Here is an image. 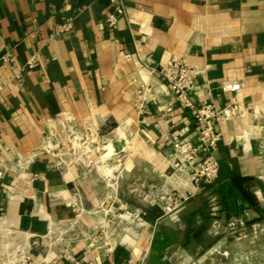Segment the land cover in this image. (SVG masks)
Returning a JSON list of instances; mask_svg holds the SVG:
<instances>
[{
  "label": "crops",
  "instance_id": "obj_1",
  "mask_svg": "<svg viewBox=\"0 0 264 264\" xmlns=\"http://www.w3.org/2000/svg\"><path fill=\"white\" fill-rule=\"evenodd\" d=\"M7 52L0 222L39 239L36 262L220 264L225 235L260 218L264 0H0V57ZM173 57L193 69L196 106L237 108L218 125V177L198 191L174 168L173 144L195 141L196 129L159 73ZM221 81L242 89L223 93ZM75 135L104 142L105 153L70 164ZM238 178L250 179L254 206ZM163 190L188 198L166 213ZM57 225L75 234L54 241Z\"/></svg>",
  "mask_w": 264,
  "mask_h": 264
},
{
  "label": "built area",
  "instance_id": "obj_2",
  "mask_svg": "<svg viewBox=\"0 0 264 264\" xmlns=\"http://www.w3.org/2000/svg\"><path fill=\"white\" fill-rule=\"evenodd\" d=\"M118 12L120 13L121 10L119 9ZM116 24L117 17L115 15H111L107 18L106 25L108 27L114 29ZM12 61L13 57L11 53L7 52L0 57V67H3ZM36 64V56L32 57L27 62V66L30 68L35 67ZM159 73L169 87L174 98V103L182 109L189 110L195 120L196 140L177 141L173 144V149L178 157V161L174 168L177 172L182 170L186 171L193 183L194 190H201L202 186L213 183L218 177L219 163L215 155L218 142L220 141L218 125L232 115H236L237 108L233 103L231 106L223 109H218L213 104L196 106L189 97V92L193 87V69L190 68L181 57L171 58L166 66L159 70ZM16 78L18 79L19 76H16ZM219 89L223 93L230 91L234 93L242 88L239 83L221 81ZM2 91L3 86H0V104ZM166 110L170 111L171 107H168ZM71 134H73V132H71ZM163 192L164 193L161 197H159V201L163 205L162 208L166 213L173 212L188 198L173 191L165 190ZM101 229L102 226H99L100 231ZM9 230L12 231L10 228ZM94 235L97 238H101L100 236L102 234ZM39 244V239H34L31 241L29 247L33 246L34 248H37L39 247ZM27 259L29 262L26 264H40L30 257Z\"/></svg>",
  "mask_w": 264,
  "mask_h": 264
},
{
  "label": "rangeland",
  "instance_id": "obj_3",
  "mask_svg": "<svg viewBox=\"0 0 264 264\" xmlns=\"http://www.w3.org/2000/svg\"><path fill=\"white\" fill-rule=\"evenodd\" d=\"M105 146L104 142L97 141L96 138H92L91 143L90 141L82 143L75 135L74 143H70L67 148L70 154L68 155L70 159L67 162L72 164V162L78 161V154L83 152H90L98 156L105 153L107 149L103 148ZM108 151L112 155L113 150L110 146ZM163 191L160 197L164 193ZM259 216L260 218L256 221L235 225L233 227L235 233L225 235L220 248L222 253L219 256L220 264H264V208ZM5 229L4 224L0 222V264H26L29 262L27 259L29 257L35 260L34 253H36V250L38 253L43 250L41 244L37 248L29 247L31 240L25 238L22 233L16 231L5 232ZM52 234H57L52 240H59L65 237L62 234H75L74 226L57 225ZM224 252L226 253L224 254Z\"/></svg>",
  "mask_w": 264,
  "mask_h": 264
},
{
  "label": "trees",
  "instance_id": "obj_4",
  "mask_svg": "<svg viewBox=\"0 0 264 264\" xmlns=\"http://www.w3.org/2000/svg\"><path fill=\"white\" fill-rule=\"evenodd\" d=\"M250 181L249 178H238L233 180V185L240 190L242 197L252 206H254L253 196L245 190L246 185Z\"/></svg>",
  "mask_w": 264,
  "mask_h": 264
},
{
  "label": "bare ground",
  "instance_id": "obj_5",
  "mask_svg": "<svg viewBox=\"0 0 264 264\" xmlns=\"http://www.w3.org/2000/svg\"><path fill=\"white\" fill-rule=\"evenodd\" d=\"M6 226V225H5ZM139 226V225H138ZM9 228H10V226H6V231L5 232H9L10 230H9Z\"/></svg>",
  "mask_w": 264,
  "mask_h": 264
}]
</instances>
